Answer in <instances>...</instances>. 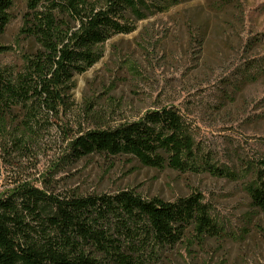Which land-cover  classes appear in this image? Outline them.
Here are the masks:
<instances>
[{
  "label": "rangeland",
  "instance_id": "obj_1",
  "mask_svg": "<svg viewBox=\"0 0 264 264\" xmlns=\"http://www.w3.org/2000/svg\"><path fill=\"white\" fill-rule=\"evenodd\" d=\"M84 4L99 9L104 0ZM9 11L2 41L13 49L1 66L39 47L21 32L26 0ZM127 21L135 30L95 47L97 61L74 75L56 111L40 108L26 129L0 137V195L23 182L62 195L132 189L172 201L199 192L223 227L220 238L155 264H264V215L246 191L264 157V0H176ZM163 106H173L193 136L192 170L147 167L131 155L70 157L75 136Z\"/></svg>",
  "mask_w": 264,
  "mask_h": 264
},
{
  "label": "trees",
  "instance_id": "obj_2",
  "mask_svg": "<svg viewBox=\"0 0 264 264\" xmlns=\"http://www.w3.org/2000/svg\"><path fill=\"white\" fill-rule=\"evenodd\" d=\"M175 1L104 0L101 8L87 9L84 0H26L21 32L39 47L23 54L20 64L0 65V137L8 128L26 129L40 108L56 111L74 75L97 61L95 47L135 30L127 14L145 20ZM13 3L0 0V56L13 49L2 41ZM40 4L47 10L38 12ZM71 21L78 23L70 26ZM70 149L74 160L131 155L147 167L193 169L194 139L173 106L86 130L71 140ZM246 191L264 215V157ZM222 232L199 192L172 201L144 198L132 189L62 195L23 182L0 195V264H155L167 252L184 247L190 253Z\"/></svg>",
  "mask_w": 264,
  "mask_h": 264
}]
</instances>
